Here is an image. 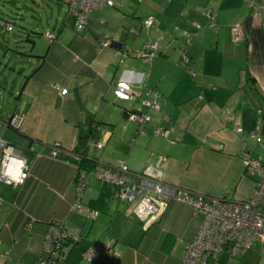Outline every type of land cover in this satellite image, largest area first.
Returning a JSON list of instances; mask_svg holds the SVG:
<instances>
[{"label":"crops","instance_id":"crops-1","mask_svg":"<svg viewBox=\"0 0 264 264\" xmlns=\"http://www.w3.org/2000/svg\"><path fill=\"white\" fill-rule=\"evenodd\" d=\"M7 1L0 19L15 24L29 10L37 18L32 25L27 21L26 29L48 28L26 36L13 35V28L11 36L0 37V121L23 117L18 131L0 127V139L21 150L29 169L21 186L0 183V264H36L50 222L79 237L58 264H111L103 252L108 247L116 264H184L186 245L202 216L170 202L144 229L128 206L111 197L94 211L89 204L102 186L88 180L91 173L83 179V209L72 211L74 158L110 167L124 164L135 172L159 169L168 185L247 201L253 179L245 175L246 156L264 160V28L240 0H112L115 6L93 10L80 32L59 0H32L34 7L24 10ZM212 11L215 27L208 28ZM149 16L156 22L146 30L142 23ZM235 25L245 38L238 44L230 41ZM45 32L56 40L49 42ZM184 32L192 35L189 44ZM101 41L111 46L101 47ZM155 42L159 53L150 63L134 57ZM119 84L131 94L156 91L159 108L147 111L141 99L119 97ZM60 90L67 92L60 95ZM140 111L151 117L141 135L129 119ZM157 127L168 132L165 138L153 134ZM256 129L259 143L250 137ZM96 142L103 147L97 150ZM55 143L63 152L52 159L46 153ZM1 155L0 150V160ZM89 247L95 248L92 263L82 258ZM216 264H264V244L237 257L221 255Z\"/></svg>","mask_w":264,"mask_h":264},{"label":"built area","instance_id":"built-area-1","mask_svg":"<svg viewBox=\"0 0 264 264\" xmlns=\"http://www.w3.org/2000/svg\"><path fill=\"white\" fill-rule=\"evenodd\" d=\"M66 7V17L73 22L77 32L82 31L89 20L93 10L103 7L115 6L112 0H59ZM142 0H138L140 3ZM246 4L251 14L257 19L259 26L264 28V0H240ZM208 28L215 27L216 12L207 14ZM156 19L153 16L143 20V27L148 30ZM197 31L201 26L194 23ZM6 32L13 30L12 24L0 19V29ZM49 42L56 40V35L52 32H45L42 35ZM183 38L190 43L189 33L184 32ZM244 34L237 25L230 28V41L238 44L244 41ZM101 47L111 46L109 41H101ZM159 53V44L152 43L144 45L134 57L145 63H150ZM181 63L185 66L188 58L185 54L181 56ZM191 77L195 73L188 70ZM66 90H60V95H65ZM116 93L121 98H139L141 106L147 111L159 108L158 93L154 90L140 91L131 94L128 88L119 84ZM202 100V96L197 98ZM147 111H140L131 114L129 119L137 126L136 133L141 135L146 131V125L151 121ZM261 115V112H259ZM23 121L21 115H13L8 121L1 122L0 127L9 128L14 131L20 129ZM262 122L257 124L260 126ZM237 133H242V129L235 128ZM153 134L158 137H166L168 132L161 127L153 130ZM250 137L259 143V130H253ZM97 150L103 147V142H96ZM264 149V146H262ZM0 183L17 187L24 184L29 177V169L26 160L21 155V150L17 149L0 139ZM33 152L32 148H28ZM63 152L60 144L55 143L49 147L46 155L49 158L57 159L59 153ZM75 162L80 161L79 156H75ZM78 169V166H77ZM93 177L108 190L109 197L118 203L125 204L130 210V214L138 220L144 229L155 223L167 208L170 202L183 203L190 206L194 216H202L201 224L192 242L186 245L183 262L184 264H216L221 255L237 257L256 244H264V160L252 153L247 154L245 159V175L253 179V190L250 198L244 202H235L228 199L209 198L194 194L184 188L166 184L163 181V173L159 169L143 172H135L128 169L124 164L117 166L96 165L92 172ZM86 173L78 169L75 179L76 200L71 206V210L79 212L83 209L80 203V196L85 187L84 176ZM93 212L89 216L93 217ZM79 242V237L66 230L59 222H50L43 237L41 251L36 260V264H58L63 260L70 245ZM104 255L111 264H116V255L112 248H104ZM95 248L89 247L83 253V260L87 263L94 261Z\"/></svg>","mask_w":264,"mask_h":264},{"label":"rangeland","instance_id":"rangeland-1","mask_svg":"<svg viewBox=\"0 0 264 264\" xmlns=\"http://www.w3.org/2000/svg\"><path fill=\"white\" fill-rule=\"evenodd\" d=\"M12 1H14L16 3V5L18 6V8L21 9V10H24V7H31V8L34 7L33 4H32V0H12ZM8 6H10V3H8L7 0H0V13H1L0 15H2V13H5L3 7H8ZM23 14H25V15H23V18L21 20L19 19V20H17V22L15 21V24L13 26L14 30L12 32L13 35L19 34V35L26 36L27 33H30V30H33L31 28L30 29H26L27 26H25L24 24L27 21L30 22L31 25H32V22L35 23L34 20H32V18H35L36 17L35 14L34 15H30V14H33V13H29V10L28 11L25 10L23 12ZM41 18L43 19L42 20V25H43V23L45 22V19H44V17H41ZM7 19L11 20L14 23V21L12 19H10V18H7ZM46 28H48V26L46 27V25H44L41 28V26L38 25V26H35V30H33V31H36L37 33H39V32L41 33ZM9 34L10 33L9 32H6L3 28L0 29V37L3 36L4 38H7V36H11ZM262 153H264V152H262ZM89 179H90V181L92 180V182L94 184L101 185L98 181H96L92 177V174H89L88 175V180Z\"/></svg>","mask_w":264,"mask_h":264},{"label":"trees","instance_id":"trees-1","mask_svg":"<svg viewBox=\"0 0 264 264\" xmlns=\"http://www.w3.org/2000/svg\"><path fill=\"white\" fill-rule=\"evenodd\" d=\"M8 23L12 24L13 22H8ZM13 25L14 24H12V26ZM251 81H252V79L250 78L249 82H251ZM262 116H264V115H262ZM91 132H92V130H90L88 132V137H92ZM79 157H80V161L77 162L78 169L84 171L86 174L92 172L94 167L96 166L94 164V162L89 161L86 158L81 157V155H79ZM108 197H109V194H108L107 188L102 186L99 197L96 200L90 202V204H89L90 209H92L94 211L102 210L105 206V200Z\"/></svg>","mask_w":264,"mask_h":264}]
</instances>
